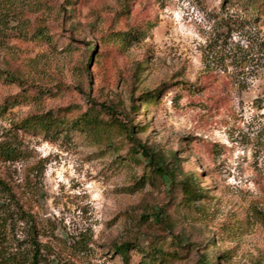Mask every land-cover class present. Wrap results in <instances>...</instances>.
I'll use <instances>...</instances> for the list:
<instances>
[{
    "label": "rangeland",
    "instance_id": "obj_1",
    "mask_svg": "<svg viewBox=\"0 0 264 264\" xmlns=\"http://www.w3.org/2000/svg\"><path fill=\"white\" fill-rule=\"evenodd\" d=\"M3 145L0 264H264V0H0Z\"/></svg>",
    "mask_w": 264,
    "mask_h": 264
},
{
    "label": "trees",
    "instance_id": "obj_2",
    "mask_svg": "<svg viewBox=\"0 0 264 264\" xmlns=\"http://www.w3.org/2000/svg\"><path fill=\"white\" fill-rule=\"evenodd\" d=\"M104 107V106H103ZM104 110H107L106 108ZM39 127L49 125L46 121H36ZM29 128V127H28ZM130 141L135 146V153L141 154L149 162V166L152 170L161 178L167 179L171 186L180 184L182 185V191L186 194L187 198H196L199 195L197 189L192 185V182L187 179L177 181V168L173 164L166 163L167 158L165 156H154L145 146H142L138 139L135 137L132 131L133 127L126 126ZM16 149L10 145L0 146V159H13L16 156ZM31 222V216L28 213L22 211L19 206L11 187L5 180L0 178V247L5 243L9 234L13 232V228L18 221ZM28 247L27 249L17 256L16 254H9L4 259L5 264H39L40 262V248L33 237V228L28 227ZM118 252L125 254L127 247L125 245L119 247ZM202 262H205L206 257H201ZM205 264V263H202Z\"/></svg>",
    "mask_w": 264,
    "mask_h": 264
}]
</instances>
